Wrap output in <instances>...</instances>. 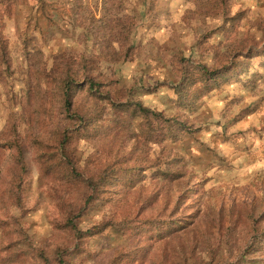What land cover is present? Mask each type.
Masks as SVG:
<instances>
[{"label":"rangeland","instance_id":"1","mask_svg":"<svg viewBox=\"0 0 264 264\" xmlns=\"http://www.w3.org/2000/svg\"><path fill=\"white\" fill-rule=\"evenodd\" d=\"M74 1L0 0V264H264V0ZM102 6L110 30L91 26ZM59 56L80 84L87 72L112 102L186 132L147 141L140 118L81 92L75 105L102 119L59 149L76 125ZM184 60L218 72L183 101ZM65 161L100 182L75 233L64 203L77 211L90 190Z\"/></svg>","mask_w":264,"mask_h":264},{"label":"trees","instance_id":"2","mask_svg":"<svg viewBox=\"0 0 264 264\" xmlns=\"http://www.w3.org/2000/svg\"><path fill=\"white\" fill-rule=\"evenodd\" d=\"M76 3L77 1H74ZM74 10V9H73ZM103 10V11H102ZM102 12V13H101ZM101 12L99 13L100 18H96L95 15L90 17L92 21L91 26L110 30L111 21H109L107 14L104 12L103 6L101 7ZM77 16V13H76ZM96 34V33H94ZM97 35V34H96ZM73 59H68L64 56H59L55 59L54 66L56 69L53 71L55 77L60 83V90L62 94L63 106L65 108V113L69 114L72 112L71 119L76 122L73 129H61L55 133V138L57 140L58 148H65L67 143L72 139H80L84 136H91L92 132H96V123L102 119V117L95 115L91 111H84L75 105V97L77 93L85 92L88 97L97 102H107L110 104L113 110L118 112H128L130 111L135 117H138L144 123L145 129V139L147 141L164 142L167 140H177L179 134L186 132L187 126L184 122L177 118H165L162 113L156 112L147 108L140 103H119L112 102L108 94H104L102 91V83L98 81L94 76L85 72L83 84L76 79V74L73 71L74 63ZM181 69V81L173 86V90L176 96L180 100H186L188 92L198 83H204L209 88L210 85L215 82V75L217 74V69H212L204 64H194L192 62L183 61ZM193 74H198L200 79L193 78ZM16 147H11L16 153V163L19 164L21 170H24L23 166V152L18 144ZM65 165L68 171L65 174L67 179L73 182L83 183L84 186L90 190V193L84 194V202L80 209L75 211L73 205L64 203L67 206L68 213L65 214L63 226L67 228L72 233H75V226L73 224V219L78 217L91 203L95 202L98 198L100 182L94 181L93 178H84L78 171L76 165L73 162L65 161ZM66 210V211H67ZM98 228L90 229L85 233L91 234L95 232ZM80 235V233H78ZM82 234V233H81ZM59 264H63L61 261Z\"/></svg>","mask_w":264,"mask_h":264}]
</instances>
